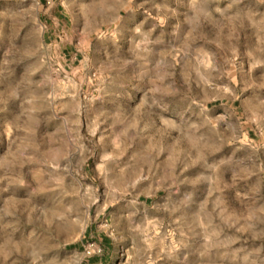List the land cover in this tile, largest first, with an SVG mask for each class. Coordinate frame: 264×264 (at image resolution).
Listing matches in <instances>:
<instances>
[{
    "label": "rangeland",
    "instance_id": "1",
    "mask_svg": "<svg viewBox=\"0 0 264 264\" xmlns=\"http://www.w3.org/2000/svg\"><path fill=\"white\" fill-rule=\"evenodd\" d=\"M0 264H264V0H0Z\"/></svg>",
    "mask_w": 264,
    "mask_h": 264
},
{
    "label": "trees",
    "instance_id": "2",
    "mask_svg": "<svg viewBox=\"0 0 264 264\" xmlns=\"http://www.w3.org/2000/svg\"><path fill=\"white\" fill-rule=\"evenodd\" d=\"M62 9L63 8L60 5V3L56 2L55 6L52 8L51 12L53 13V15H59V17L62 19V16L59 13ZM48 22H51V20H48ZM95 236L97 237V239H99L101 244H104L102 238H100V236L103 237L101 234L97 233V234H95Z\"/></svg>",
    "mask_w": 264,
    "mask_h": 264
}]
</instances>
